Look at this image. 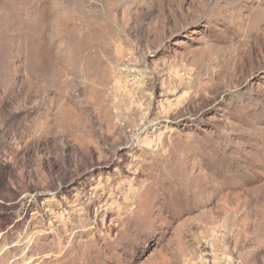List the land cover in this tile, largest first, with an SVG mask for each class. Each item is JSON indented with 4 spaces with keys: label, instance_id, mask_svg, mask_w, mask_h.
Instances as JSON below:
<instances>
[{
    "label": "rangeland",
    "instance_id": "374dc122",
    "mask_svg": "<svg viewBox=\"0 0 264 264\" xmlns=\"http://www.w3.org/2000/svg\"><path fill=\"white\" fill-rule=\"evenodd\" d=\"M0 264H264V0H0Z\"/></svg>",
    "mask_w": 264,
    "mask_h": 264
}]
</instances>
